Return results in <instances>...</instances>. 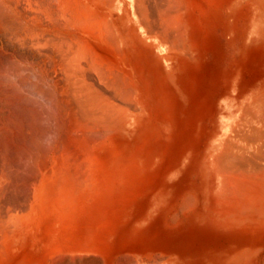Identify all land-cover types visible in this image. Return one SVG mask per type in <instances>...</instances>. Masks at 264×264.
Listing matches in <instances>:
<instances>
[{
  "label": "rangeland",
  "instance_id": "obj_1",
  "mask_svg": "<svg viewBox=\"0 0 264 264\" xmlns=\"http://www.w3.org/2000/svg\"><path fill=\"white\" fill-rule=\"evenodd\" d=\"M28 1L22 0L21 3V0L17 2L10 0L9 2L13 6L15 3L18 4L19 11L23 16L25 15L23 17L27 22H23L25 25L12 20L11 15L0 8V264H56L57 262L61 264V259L56 262H50L48 259L49 253H53L55 247L54 240L57 242L61 238L62 243H66L68 239L71 242L62 244L59 253H69L67 247L73 244L85 246L84 248L107 246L113 249L120 247L141 250L165 249L177 255L183 253L180 258L185 261H204L214 254L244 252L247 254L244 259L247 264H264V232L222 228L213 219H206L204 215L207 213L212 216L207 212L210 198L205 190L207 181L201 166L204 141L200 137L202 131H207L211 125L212 117L209 116L211 102L228 77L234 45L231 39L232 29L234 24L236 27L239 26L238 16H233L222 7L215 6L214 0H148V2L123 0L124 16L118 15L108 0ZM46 2L51 5L56 2L54 3L56 7L54 5V8L51 7L55 10L49 8L51 5L46 6ZM57 3L59 4L56 5ZM135 4H138L137 7ZM58 6V10L65 6L62 10L68 11L61 21L60 19H63L61 14L64 12L60 11L59 14ZM126 7H131L135 16V26L137 27L140 22L146 35L149 33L152 36L157 35L156 37L161 35L159 38L161 41L164 40L163 44L167 47L171 46L173 36L176 35L177 45L181 44V49L185 37L184 23L189 8L198 51L188 58H184V54L180 52V56L172 60L173 64L165 61L158 64L152 53L136 41L130 42L131 46L128 45L125 51L121 50L117 53L115 48H106L105 44L95 40L94 44L105 48L97 50L100 56L97 57L99 63L118 67L123 76L127 77L131 85L136 88L137 98L129 96L131 98L125 99L126 94L128 95L126 92H130L132 87L123 81L108 82L112 77L107 78L104 75L105 79L101 78L103 74L99 71L102 69H95L99 73L94 71L95 67L90 64L91 58L88 60V57L84 56L83 59L86 60L82 59L84 63L82 65L86 68L88 77L93 79L91 81L87 77V83L92 93L97 92L93 93L95 97L91 95L95 98L93 99L95 102L92 100L91 105H88L84 99L78 97V93L76 94L77 86L70 84L73 80L70 78L71 75L66 76L69 70L65 69L67 66L61 60V54L66 50L65 44L71 40V37L69 43L74 44L73 49L77 42L74 39L93 37L94 29H88V23L85 27V24L83 25L84 28L79 25L84 23H81L83 20L88 21L94 28L97 26H93L96 18L98 21L101 19L113 24L119 35L126 40L131 30L129 28L134 22ZM43 14H47L45 19L42 18ZM158 14L160 16L157 17ZM77 15L81 17H76ZM50 16V20L54 16L51 21L48 20L49 18L46 19ZM91 16L95 19L93 17L91 19ZM157 19L159 22H156ZM166 19L174 23V29L175 26L178 28L170 30L173 24H165L168 23ZM71 20L74 22L76 20L78 23L81 20V22L78 24ZM64 21L65 23H62ZM68 21L71 23L68 24ZM16 24L19 26L17 27ZM20 24H23L24 28ZM77 24L81 26L80 29ZM61 26L64 28H60ZM72 29L77 30L75 32ZM71 30L76 35H73ZM162 30L166 32L163 33ZM139 32L137 29V33ZM21 34L25 36L23 42L19 41ZM61 36L64 39L68 36L67 41ZM32 42H36L37 45ZM57 42H61L65 47L59 43L62 47L56 50ZM99 74L102 75L99 76L100 78L97 76ZM117 86L118 89H115ZM122 91L125 94L121 93ZM112 94L115 98L116 96L119 98L115 99ZM123 100L126 105L122 103ZM106 101L120 114H130L138 118L135 129L126 130L119 123L109 124L101 121L100 117L104 116H102L103 104H107ZM130 102L133 105H130ZM81 105L91 114L82 111ZM79 107L80 112L90 114L89 117H82ZM94 110L100 115H95ZM77 113L81 115L78 117ZM75 157L79 161L75 166H69L71 161L76 163ZM103 160L109 164L106 169L108 174L111 173L116 177L124 174L125 177L120 192L110 194L108 201H104L102 196H99L103 188L100 181L105 172L102 169ZM92 163L94 165L91 168ZM117 163L122 164L121 170L117 167ZM72 167H77V173H75L76 168ZM85 167L89 168L85 169ZM58 170L62 172L58 173ZM75 175L78 181L80 179L83 181L84 177L86 179L88 177V181H83L82 184L73 182ZM75 183L78 185L76 189L73 185ZM69 188L73 190H71L72 194L69 193ZM71 208L74 210L77 208V212L71 214ZM7 231L9 235L6 250L3 246ZM259 251L262 252L260 255ZM84 256L80 260L94 261L93 252H87ZM87 256L92 257L87 258ZM62 258L70 257L67 254ZM63 259L62 264H67L65 263L67 261L71 264L70 259L65 261Z\"/></svg>",
  "mask_w": 264,
  "mask_h": 264
},
{
  "label": "bare ground",
  "instance_id": "obj_2",
  "mask_svg": "<svg viewBox=\"0 0 264 264\" xmlns=\"http://www.w3.org/2000/svg\"><path fill=\"white\" fill-rule=\"evenodd\" d=\"M50 1H53V0H50ZM75 1L76 0H74V2ZM108 1H109L108 3L111 6L114 7L115 12L118 15H123V11H124V8H125L123 0H108ZM146 1L148 2V0H146ZM9 2H10V0H0V8L4 9L6 11V13H8L9 16L11 15L10 16L11 19L15 20L17 23L18 22H21V23L26 22L25 19L23 20V17L25 15L23 16L22 13L19 11V6H18L19 1L17 2V0H16V2L18 4L15 3L14 6L12 5V3H9ZM23 2H24V0H23ZM25 2H26V0H25ZM65 2H67V1H65ZM147 2H146V4H147ZM21 3H22V0H21ZM46 3H47L46 6L47 5L48 6L51 5L48 2H46ZM54 3H56V2H54ZM54 3H53V5H54ZM59 3H57L56 5H58ZM87 3L88 2H86V4ZM134 3H136V2H134ZM144 3H145V1H144ZM43 4H45V3L43 2ZM68 4H70V3H68ZM159 4L161 6V3H159ZM213 4L215 6H217V7H222L223 9L227 10L233 16L237 15L239 20H240V22H239V26H238L239 29H238V27H236L235 24L233 25V29H232V37H231V39H232V42H233L234 45H233V54H232V59H231L232 63H231L230 70L228 72L227 80L225 81V83L223 84L221 89H219V91L216 94L215 98L211 102L212 108H211L210 114H209V116L212 117L211 123H210L211 125L208 127L207 131H204V130L202 131V128H201L202 133H201V137L200 138H201V140L204 141V143H203V147L204 148H203L202 153H201L202 154L201 166L203 168L204 178L207 181V185H206L205 190H207L208 196L210 198V201H209V203L207 205V207H208L207 208V212L211 213L212 216L210 217L207 213H204V215L206 216V219H208V218L213 219L222 228H228V229L234 228V229H243V230H250V231L252 230L253 232H255V231L264 232V0H221V1L214 0ZM39 5L43 6L42 4H39ZM39 5H38V8H39ZM53 5H51L49 8L53 7ZM137 5H136V7H137ZM174 5H175V2H173V6ZM27 6H28V3H27ZM76 6H77V4H76ZM81 6L79 5V7H81ZM142 6H144V4ZM35 7H37V6H35ZM43 7H41V8H43ZM64 7L63 8L61 7V8L64 9ZM71 7L72 6H70V8ZM136 7H135V9H136ZM181 7H183V6H181ZM58 8H59V6L57 7V10H58ZM70 8H69V11H70ZM140 8H141V6H140ZM140 8L138 10H140ZM62 9L58 10V11L59 12L63 11ZM72 9H74V8H72ZM126 9H127V12L129 14V16L131 17L132 22L134 20V22L132 23L131 27L129 26L130 27L129 29H131V30L129 31V35L127 36L126 40L123 39V37H121V35H119V31H117V29L114 27L113 24H110V23H108V22H106L104 20L100 19L98 21L97 20L98 18H96L95 22H97V23L95 24V22H94L93 26L97 25L96 26L97 29L92 27L91 24H89L88 21H84L83 20L81 22V20H79L81 23L84 22L83 24H79L80 22L79 23L76 22L77 19L75 20V22L71 20L73 23H78L79 25H81L82 28H84L86 26V24L88 23L87 25L89 26V28L88 27L87 28L90 29V30L94 29V31H92V34H93L92 38L89 37L87 39H81L78 36H77L78 40L73 38L75 42L77 41L76 42V47L74 49H73L74 44L73 43L72 44L69 43L72 40V37H71V40L67 41V39H66V38H68V36H67L65 38L66 41H67L66 42L67 44H65V45L67 47H66V50H64L65 48L63 49L64 50L63 54H61L62 58L64 57V59L61 58V60H63L66 63L67 67L64 66L65 64L63 62L62 63L64 65H62V66L66 67L65 69L69 70L68 74L66 72V74H67L66 76L71 75L70 78L74 81L73 82L71 80L72 82H70V84H72L74 86L75 85L77 86V90L75 91L76 94L77 93L79 94V96L78 95L77 96L82 98V99H84L85 103H87L88 105L89 104L91 105V102L94 101L93 99H95L94 98L95 96H94L93 93L96 92V91H94L95 89L93 88L94 92L92 93V90H90V87H89V85L87 83L88 74H87L86 68L83 67L84 63L82 62L83 60H86V58L83 59L84 56H87L88 60L91 58V63L90 64H91L92 67H95L93 69L94 71H97L95 69H100V70L102 69L99 72H102L103 76L101 74H99V75H97L98 77L102 76L101 78H103L104 75L107 78L112 77V79L108 80V82H110L111 80L114 81V82L116 81L115 83H117V81L118 82L119 81L120 82L123 81L127 85L132 87L130 92H126V93H128V95L126 94L125 99L127 97H129V96H132V98L134 97L135 99L137 98L136 88H134L131 85V83H130V81L128 80L127 77L125 78L123 76V73L121 72V70L118 67H114L111 64H103L101 61L100 62L102 64L99 63L97 57H100V56L98 55L97 50H101V49L104 50L105 48L103 46H97V44H94L93 41H95V40H98V41L102 42L103 44H105L106 48H108V47L115 48L117 50V53L119 51H121V50L125 51V49H126V47H128V45L131 46L132 43H130V42L136 41V42L140 43L141 46H143L145 49H147L148 51H150L152 53L154 58L157 60L158 64L163 63V61H165L166 63H169V62L172 63V60H176V58L180 56V52H182L184 54L183 55L184 58L185 57L188 58V57H191V56L195 55L196 52L198 51V47L196 45L195 38H194V27H193V24H192V21H191V17H190V14H189L190 13V9L189 8H188V13H187V19H186V21L184 23V29H185L184 35H185V37H184V40H183L182 49L180 48L181 44L180 45L178 44L179 46L177 45V39L175 37L176 35L173 36L174 37L173 40L171 39L172 40V44H171V46H169L170 48L167 47L165 44H163L164 40L163 41L160 40L161 38H159V37H161V35L160 36L158 35L159 37H156L157 35L156 36L149 35L150 33L146 35L145 31L143 30L142 26L140 25V22L137 24V27L135 26L136 25V24H134L135 23V16H134V14H133V12L131 10V7H129V8L126 7ZM27 10H29V9H27ZM52 10H55V9H52ZM66 10H68V9L66 8ZM31 11L33 12L34 10H31ZM141 11H143V10L141 9ZM172 11H174V10H172ZM50 12L53 14L52 11H50ZM63 12H64V14L63 13L61 14V12L59 13V14L62 15V17L60 16L61 18H63L68 11L67 12L63 11ZM71 12L72 11H70V14H72ZM156 12H159V10L158 11L156 10ZM167 12H169V11H167ZM51 13H48V15L51 14ZM41 14H42V12H41ZM89 14H91V13H89ZM92 14H93V12H92ZM159 14L160 15H164V13H159ZM159 14L157 15V17L160 16ZM169 14H170V12H169ZM8 15H6V16H8ZM43 15H44V17H42V18L45 19V15L47 16V14H43ZM177 16H178V14H177ZM26 17H28V16H26ZM53 17H52L51 20L54 19ZM70 17H72V16L70 15ZM73 17H75V16H73ZM76 17H81V16L77 15ZM92 17L93 16H91V19H92ZM47 18H49L48 20H50L51 16L50 17H46V19ZM56 18H58V17H56ZM56 18L54 20L55 22H56ZM161 18H162V16H161ZM69 19H71V18H69ZM158 19H160V17ZM158 19L156 20V22H159ZM3 20H4V18H3ZM36 20H38V19H36ZM48 20H46V21H48ZM61 20H64V18L60 19V21ZM85 20H88V19H85ZM166 20H168V19H166ZM6 21H7V19H6ZM71 21L70 22L68 21V24L71 23ZM145 21H146V19H145ZM33 22H35V21H33ZM57 22H58V19H57ZM29 23H30V21H29ZM62 23H65V21L62 22ZM90 23H91V21H90ZM162 23L164 24L165 22L163 21ZM170 23H172V22L169 19L168 23H165V24L168 25ZM41 24H43V23L41 22ZM78 24H77V26H78ZM143 24H145V23H143ZM163 24L161 25L162 27H163ZM172 24H173L172 28L171 29L169 28L170 30H175V29L178 28V26H175V29H174V27H173L174 23H172ZM22 25L20 24V26H22ZM66 25L67 24H65V26ZM83 25H84V27H83ZM159 25L160 24L158 23L157 26H159ZM12 26H14V25H12ZM18 26H19V24L17 25V27ZM26 26H27V24H26ZM63 26H61L60 28H62ZM71 26H73V25H71ZM81 26H78L79 29H80ZM51 27H54V26H51ZM66 27H69V25L66 26ZM164 27L167 28V26H164ZM9 28H10V26H9ZM74 28H76V27H74ZM7 29H8V27H7ZM35 29H37V28H35ZM137 29L140 31L139 32L140 34L137 33ZM19 30H20V28H19ZM72 30H71V32H72ZM76 30H73V31L76 32ZM152 30H153V28L151 29V31ZM165 30H164V32H166ZM170 30H169V33H170ZM157 31H159V29ZM12 32H13V30H12ZM14 32H16V31L14 30ZM26 32H28V31H26ZM89 32L91 33V31H89ZM161 32H163V30ZM161 32H160V34H161ZM66 33H68L67 30H66ZM155 33H157V32H155ZM74 34L75 33H73V35ZM56 35H58V33H56ZM56 35H54V36H56ZM179 35H177V36H179ZM21 36L22 37H21V39L19 41L23 42V40H24L23 38L25 36L23 37L22 34H21ZM63 36H65V35H63ZM165 36H166V34H165ZM167 36H169V35H167ZM180 38H181V35H180L179 39ZM62 39H64V37H62ZM69 39H70V37H69ZM58 40L60 41L59 37H58ZM64 40H63V42H65ZM36 42H37V40H36ZM36 42L35 43L32 42V43L36 44ZM61 42H59V43L62 44ZM180 42H181V40H180ZM59 43L56 44L58 46V47L55 48L56 50H57V48L59 49L60 47L63 46V44H62V46H60ZM37 44H38V42H37ZM40 44H42V43H40ZM43 44H45V43H43ZM65 45L63 47H65ZM42 47H44V46H42ZM57 53H58V51H57ZM59 53H60V50H59ZM250 58L253 59V60L251 61ZM58 60H59V56H58ZM86 62H89V61H86ZM87 66H88V64H87ZM92 67L89 66L90 69H92ZM96 67H98V68H96ZM99 72L97 71V73H99ZM34 73H35V71H34ZM64 73H65V71H64ZM105 77H104V79H105ZM70 78L68 77V79H70ZM88 78H89L88 80L92 79V77H88ZM11 79L13 80V78H11ZM66 79H67V77H66ZM104 79H99V80L102 81ZM90 86H92V85H90ZM107 86H108V84H107ZM107 88H109V87H107ZM115 89H118V86H117V88L115 87ZM71 91H73V90H71ZM100 91H101V89H100ZM112 92H114V91H112ZM106 93H108V92H106ZM121 93H124V91H122ZM113 94H115V92ZM72 95H73V93H72ZM91 95H93L94 97L91 96ZM107 95L109 96V94H107ZM113 97H114V95H113ZM116 98H119V97L116 96ZM129 98H131V97H129ZM98 99H99V97H98ZM100 99H102V98H100ZM121 99H120V101H121ZM105 100H106V98H105ZM117 100H119V99H117ZM124 100H123L122 103H124ZM122 103H121V105H122ZM127 103L129 104V102H127ZM124 104L126 105V103H124ZM128 104H127V107H128ZM96 105H97V103H96ZM113 105H114V103H113ZM130 105H133V104H131V102H130ZM81 107L83 108L82 111L86 112L87 109L85 110L83 105H81ZM80 111H81V108L79 110V113H82ZM96 111L97 110H94V112H96ZM58 113H59V111H58ZM79 113H77L78 117L81 115ZM86 113H90V112H86ZM86 113L85 114L82 113V117L83 116L84 117H89L88 115L91 114V113L90 114H86ZM127 113H129V112H127ZM95 115L98 116V115H100V113L98 114L96 112ZM119 115H120V117H119ZM102 116L103 117H100L101 121L109 122V124L114 123V122L119 123L120 125H123L126 130L135 129V127H136V125L138 124V121H139L138 118L132 117L130 114H125V115H124V113L120 114L118 112V110L112 109L111 108V104L108 105V102H107V104L106 103L103 104ZM122 116H124V117H122ZM97 118H99V117H97ZM149 121L151 122V120H149ZM79 124L81 125L83 123H79ZM61 126H62V124H61ZM107 131H109V130H107ZM109 132H107V133H109ZM60 133H62V132L60 131ZM102 134L105 137L104 133H102ZM67 135H66V137H68ZM76 135H77V133H76ZM55 136H57V135H55ZM100 137L101 136H99V138ZM89 140L91 141V139H89ZM71 141H69V142H71ZM55 143H57V142H55ZM89 143H91V142H89ZM62 147H64V146H62ZM65 150H67V149H65ZM196 150H198V149H196ZM81 155H83V154H81ZM74 160H77L76 163L71 161L74 164H72L70 162L71 164L69 163V166H71V165L75 166V164H77V162L79 161V159L77 157H75ZM67 161H69V159H67ZM80 162H81V160H80ZM82 163H79V164H82ZM94 163H96V162H94ZM79 164H78V166H79ZM90 164L88 163V165H90ZM107 164H108V162L103 160L102 169L105 172H104V177L100 181V185L103 188L99 192V196H102L104 201H108L109 200L110 194H112V195L118 194L120 192V188H121V186H122V184H123V182L125 180L124 174H120V177L119 176H117V177L116 176H112L111 173L108 174L107 173L108 171L106 172V169H108L109 164H108V166H107ZM93 165L94 164L92 163L91 168L93 167ZM77 167H72L73 169L76 168V172L75 173H77ZM117 167L120 168V170H121L122 164L117 163ZM55 168H57V167H55ZM88 168L89 167H87V168L85 167V169H88ZM70 170H71V168H70ZM57 172L59 173V172H62V171L58 170ZM85 173H87V172H85ZM63 174H62V176H63ZM76 175H78V174H76ZM70 177L72 178L73 176H70ZM74 177H73V180H72L73 182L76 181V182H79V183L82 184L83 181L84 182L88 181L87 180L88 177L86 179L83 176L84 177L83 181H81V179H80L81 182L76 180V178H78L77 176L75 177V180H74ZM65 179H64V183H65ZM107 181H108V183H107ZM36 182H38V181H36ZM64 183H62V184H64ZM73 185H75V189L78 186V185H76V183L73 184ZM68 186H70V185H68ZM64 187H66V186H64ZM71 190L72 189L69 188V193L71 192ZM75 192H77V191L75 190ZM71 194H72V192H71ZM60 196H62V195H60ZM67 196H69V195H67ZM68 198L71 199L70 197H68ZM61 200H64V199H61ZM64 202H65V200H64ZM59 203H58V205H59ZM191 203H192V200H191ZM65 204H67V203H65ZM191 207H192V205H191ZM82 210H84V209H82ZM185 210H187V209H185ZM72 211H71V214H75L77 212V208H76V210L72 209ZM67 214H69V213H67ZM8 222H9V220H8ZM3 224H5V223H3ZM5 234H6V232H5ZM109 240H111V239H109ZM65 241H67V240H65ZM70 242L71 241L68 239V241L66 243H70ZM66 243H62V244H66ZM69 246L70 247H67L68 250H69V253H59L60 250H61L60 249L59 251H56V252H54L53 254L50 255V258H51L50 260L56 262L58 259L62 260L63 259L62 257L66 256L68 254L70 258H67V259L71 260V264H247L245 262V260H244V259H246L245 255H247V254L244 253V252H236L235 254H232V253L214 254V255L211 256V258L204 259V261L203 260L202 261L201 260L200 261H198V260H196V261H187L186 260L185 261L184 259L180 258V256L183 253H178V255H177V254L173 253L172 251H168V250H165V249L141 250V249H138V248H130V247L129 248L120 247V248L113 249V248H109V247L106 246L108 248L107 249L108 255L104 257L105 254L104 253H103L104 255L101 254V250H99V247H91L90 246V247L84 248L85 246L84 247H80V246H77V245H74V244L73 245H69ZM109 246H110V244H109ZM123 247H125V246H123ZM84 252H86V253H84ZM87 252L88 253H92L93 252L94 255H95L96 260H95V258H94V261L93 260L82 261L83 259L80 260L84 256V254H87ZM103 252H105L104 249H103ZM261 253L262 252L259 251L258 254L260 255ZM84 257H86V256H84ZM88 257H92V256H87V258ZM67 259L64 258L63 260L65 261ZM61 260H60V263L61 262L63 263V261H61ZM68 262H70V261H67L65 263L68 264ZM56 264H58V262Z\"/></svg>",
  "mask_w": 264,
  "mask_h": 264
},
{
  "label": "crops",
  "instance_id": "obj_3",
  "mask_svg": "<svg viewBox=\"0 0 264 264\" xmlns=\"http://www.w3.org/2000/svg\"><path fill=\"white\" fill-rule=\"evenodd\" d=\"M8 232V231H7ZM6 232V234H5V239H4V246L3 247H5V249L7 250L8 249V235H9V232L7 233ZM65 239V238H64ZM63 239V240H64ZM61 240H62V238L60 239V240H58L57 242L54 240V245H55V247H54V250H53V253L54 252H56V251H59L60 250V247H61V245H62V242H61ZM57 246V247H56ZM59 247V248H58ZM106 246H101V247H99V250H101V254H103L104 255V257L105 256H107L108 255V253H107V247L105 248ZM4 249V250H5ZM103 249L105 250V252H103ZM53 253H49V255H48V259L50 260L51 258H50V255L51 254H53ZM50 262H54V261H51L50 260Z\"/></svg>",
  "mask_w": 264,
  "mask_h": 264
}]
</instances>
